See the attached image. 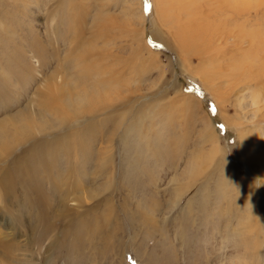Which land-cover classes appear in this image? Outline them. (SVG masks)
<instances>
[{"label": "rangeland", "instance_id": "rangeland-1", "mask_svg": "<svg viewBox=\"0 0 264 264\" xmlns=\"http://www.w3.org/2000/svg\"><path fill=\"white\" fill-rule=\"evenodd\" d=\"M17 1L0 0V125L19 112L23 120L15 123L28 127L32 137L20 142L16 133L0 129L7 137L1 142L6 150L0 154V179L12 182L11 191L0 186V264H264V105L252 117L248 99L241 106L236 102L247 85L264 97V64L259 63L264 53L241 52L236 68H214L206 60L197 45L206 35L200 33L196 43L185 33L189 24L205 20L211 31L222 23L225 15L209 9L215 8L212 0L210 5L208 0H31L22 2L21 9ZM237 2L250 12L230 17L227 31L243 24L247 34L264 41V0ZM139 6L143 23L134 17L129 34L122 10L134 16L131 12ZM26 44L32 49L39 45V52H26ZM105 44L110 46L103 48ZM94 55L97 62L91 64ZM243 69L252 73L242 76ZM92 71L113 84L100 101L95 99L94 114L82 105L83 115L75 116L74 104L69 111L56 100L70 94L59 84L67 83L69 74L89 81ZM132 102L139 118L118 116L117 108H130ZM110 109L115 114L107 122ZM50 117L65 119L62 127L38 133ZM119 117L124 128L117 132ZM203 119L213 133L202 130ZM127 125L134 127L128 130ZM112 130L115 135L108 141ZM242 130L256 149L250 154L253 169L245 163ZM47 134L66 138L27 153L33 138ZM208 136L213 139L205 142ZM212 143L217 155L197 173ZM85 146L95 149H86L89 159ZM14 157L25 163L11 170ZM98 161L110 175L120 176L114 181L109 175L90 177L84 183L90 200L80 197L81 202L61 211V202L55 201L54 212L47 206L38 216L35 195L42 198L55 186L69 188L81 170ZM51 193L57 197L61 188L44 197V203H53ZM7 196L15 200L9 212L4 208Z\"/></svg>", "mask_w": 264, "mask_h": 264}, {"label": "bare ground", "instance_id": "bare-ground-1", "mask_svg": "<svg viewBox=\"0 0 264 264\" xmlns=\"http://www.w3.org/2000/svg\"><path fill=\"white\" fill-rule=\"evenodd\" d=\"M25 1H31V0H18L17 1V7H21V6H23V3L22 2H25ZM206 1V0H205ZM210 0H208V2H209ZM213 1V4L211 5V6H213V5H215V8H216V10H214L215 8L213 7V9L212 8H209L210 10H212V11H215L217 14H221V16L222 15H225V19H223L222 20V23H219V24H217L215 27H213V29L211 30V31H208V23L204 20V23H195V24H189L188 26H187V31H186V33H185V35H186V37L188 38V40H192V41H195L196 43H197V41H198V37H199V35H201L200 33H202L203 32V34H205L206 35V38L204 39V41H202V44H201V46L197 43V45H198V49L199 50H201V51H203L202 53H204V55L206 56V60H209V62H211L212 63V66L214 67V68H216V67H227V66H229L230 68H236V56L237 55H239V54H241V52L242 53H248L249 51H254V52H258V51H260V52H263L264 53V41H256L255 39H254V37L253 36H251V35H249V34H247L246 33V31L244 30V26H242L243 24H241V26H239L238 28H236L235 30H231V32L230 31H227V30H229V29H227L226 27H227V25H228V22H231V21H233V19L232 20H230L229 18L230 17H234V19H236V17L237 16H248V14H249V12H250V10H245L243 7V9H240L241 7L240 6H237V5H240V4H238V2L237 3H235L236 2V0H212ZM240 1V0H239ZM244 1V0H243ZM157 2H159L160 4H163L162 3V0H157ZM205 3V2H204ZM240 3V2H239ZM246 3V2H245ZM252 3V2H251ZM189 4V6L192 8V6L194 7V5H192L193 3H191V2H189L188 3ZM209 5H210V2H209ZM5 7V6H4ZM8 7V6H7ZM6 7V8H7ZM12 8V7H11ZM25 8V7H24ZM9 9V8H8ZM21 9V8H20ZM161 9V8H160ZM164 8H162V10H163ZM27 10H28V8H27ZM166 10V9H165ZM191 10V9H190ZM164 12V11H163ZM7 13H8V11H7ZM141 13H142V9H141V7L139 6V9H136V10H134V11H132L131 12V14L132 15H134V16H130L129 14H128V11L127 10H122V17H123V24H124V26H125V28H126V30L128 31V33L129 34H132L133 33V29H135L134 28V23H135V18L138 16V18H140V20H141V22L143 23V17H142V15H141ZM195 13V12H194ZM98 14V13H97ZM188 14H190V11L188 12ZM193 15V14H192ZM191 15V16H192ZM211 16V15H210ZM14 17H16V16H14ZM13 17V18H14ZM22 17V16H21ZM99 17H101L102 19H103V17L102 16H99ZM98 17V18H99ZM135 17V18H134ZM195 17V16H194ZM232 17V18H233ZM91 18V17H90ZM98 18H97V20H98ZM191 17H189V19H190ZM12 19V18H11ZM28 19V18H27ZM94 19V18H93ZM92 19V20H93ZM100 19V18H99ZM207 19V18H206ZM12 20H15V19H12ZM19 20V19H18ZM101 20V19H100ZM139 20V21H140ZM199 20V19H198ZM198 20H193V23L195 22V21H197L198 22ZM23 21V20H22ZM21 21V24L23 23ZM90 21H91V19H90ZM137 21V20H136ZM240 21V20H239ZM26 22V17H25V20H24V23ZM94 22V21H93ZM98 22V21H97ZM96 22V23H97ZM138 22V21H137ZM226 22V23H225ZM91 23H92V21H91ZM101 23V22H100ZM102 23H103V21H102ZM102 23H101V25H102ZM210 23H211V21H210ZM20 24V25H21ZM104 25H105V23H103ZM136 24V23H135ZM215 24V23H214ZM93 25V24H92ZM113 25V24H112ZM137 25H138V23H137ZM192 27H191V26ZM108 26V25H107ZM106 26V27H107ZM115 27V26H114ZM135 27H136V25H135ZM3 30V29H2ZM92 30V29H91ZM94 30V29H93ZM92 30V31H93ZM114 30V29H113ZM141 30H142V28H141ZM101 31V30H100ZM104 31V30H103ZM111 31H112V29H111ZM1 32H3V31H1ZM76 32V31H75ZM114 32V31H113ZM8 33V32H7ZM35 33V32H34ZM73 33V32H72ZM88 33V32H87ZM262 33V32H261ZM38 34V33H37ZM93 34V33H92ZM117 34V33H116ZM264 34V33H263ZM9 35V34H8ZM104 35V34H103ZM86 36V35H85ZM88 36V35H87ZM89 36H90V34H89ZM88 36V37H89ZM92 36V35H91ZM140 36V35H139ZM48 37V36H47ZM99 37H102V35L100 34L99 35ZM129 37V36H128ZM133 37V36H132ZM46 38V37H45ZM50 38V37H49ZM92 38V37H91ZM108 39V38H107ZM118 39V38H117ZM95 40V39H94ZM99 40H101V39H99ZM37 41V40H36ZM87 41V40H86ZM91 41V40H90ZM93 41V40H92ZM98 41V40H97ZM132 41V42H131ZM129 42H131V43H129ZM129 46L130 47H128V48H133L132 47V45H133V40L132 39H129ZM31 43V42H30ZM88 43H89V41H88ZM91 43V42H90ZM93 43V42H92ZM94 44V43H93ZM37 46H39V45H37ZM37 46L36 47H34L33 49L32 48H29L28 46H27V44H26V48L27 49H25L26 50V52H28V53H34V54H37V52H39V48H37ZM107 46H110V44H105V47L103 46V48H107ZM85 48H86V46H85ZM43 49V48H42ZM81 49V48H80ZM87 49V48H86ZM92 49H97V47H96V45L92 48ZM100 50V49H99ZM113 50V49H112ZM42 51V50H41ZM84 51V50H83ZM74 52V51H73ZM108 54V53H107ZM110 54V53H109ZM119 54V53H118ZM118 54H116V55H118ZM109 57V56H108ZM97 56L96 55H94V56H92V59H91V64H92V61L94 60L95 62H97ZM150 58V57H149ZM151 58H152V56H151ZM108 58H105V62H106V60H107ZM155 59V58H154ZM109 61V60H108ZM81 62V61H80ZM153 62V61H152ZM99 63V62H98ZM107 63V62H106ZM259 63L260 64H264V55L262 56V58L259 60ZM36 70H38L39 71V69L41 68V65L39 64V61H38V59H37V62H36ZM51 64V63H50ZM159 64V63H158ZM157 64V65H158ZM208 64V63H207ZM75 65H76V63H75ZM96 65H98V64H96ZM154 66V65H153ZM72 67V66H71ZM78 67V66H77ZM87 67V66H86ZM256 67V65L255 66H251V71L253 70V68H255ZM74 68V67H73ZM71 69V68H70ZM88 69V68H87ZM90 69V68H89ZM66 71H67V69H66ZM65 71V72H66ZM250 70H249V72L246 74V72H247V69L245 70V69H243V75L242 76H244V75H246V76H248L249 74H251L252 72H251ZM55 72V71H54ZM67 72H69V71H67ZM81 72V71H80ZM93 72V71H92ZM97 72V71H96ZM96 72H93L92 74L91 73H88L89 74V78L90 79H88L89 81H87L86 80V78H85V76H83V75H81V76H70V74H69V76H68V79H67V83H61V84H59L60 86H59V89H61V88H64V90L65 91H68L70 94L69 95H67V94H65V98H64V96L60 99H58V97H56V100H59V102H61L60 100H62V102L60 103V104H64L65 105V107L67 108V109H69V111L72 109V104H74L75 105V108H74V111H73V113H75V114H73V115H77V116H79V115H81L82 114V112L80 111V108L82 107V105H85V111H86V113H92V111H94V110H96L97 109V105L99 104V103H97L96 101H95V99H98V101H100L101 100V95H103L104 94V92L107 90V89H110L111 88V86H112V84L113 83H106L107 81H104V80H101V78H99L100 76H99V72L98 73H96ZM23 73V72H22ZM59 74V73H58ZM64 74H66V73H64ZM228 74V73H227ZM229 74H231V73H229ZM103 75H105V74H103ZM222 75V74H221ZM223 75H225V74H223ZM228 76V75H227ZM227 76H226V78H227ZM24 77V76H23ZM103 77V76H102ZM65 78H66V76H65ZM98 78H99V80H98ZM228 78H230L229 76H228ZM58 79H59V77H58ZM57 79V80H58ZM112 79V78H111ZM56 80V81H57ZM60 80V79H59ZM115 80V78H113L111 81H114ZM236 81V80H235ZM57 83V82H56ZM83 83H85V84H83ZM52 84V83H51ZM246 84V83H245ZM244 84V85H245ZM243 85V86H244ZM109 86H110V88H109ZM55 87V86H54ZM54 87L52 86L51 88H53L54 89ZM115 87V86H114ZM16 88V87H15ZM57 88V87H56ZM116 88V87H115ZM52 89V90H53ZM59 89H57V90H59ZM68 89V90H67ZM6 90V89H5ZM57 90H55V91H57ZM72 92H71V91ZM114 90V89H113ZM113 90H111L112 92H113ZM117 90V89H116ZM61 91V90H60ZM257 92V90H254V89H251L248 85H247V87H243L242 89H240V91L237 93L238 95H237V99H236V102H237V105L238 106H241L242 105V102L244 103V101L245 100H249V104H250V111H251V115H252V117H255L260 111H261V109H262V107H263V105L264 104H262V103H264V97L263 98H261V95H260V93L258 94V93H256ZM46 93V92H45ZM62 93V92H61ZM103 93V94H102ZM115 93L116 92H114V95H115ZM58 94V93H57ZM112 94V93H111ZM51 95V94H50ZM122 95V94H121ZM56 96V95H55ZM50 97V96H49ZM111 97V96H110ZM53 98H55V97H53ZM88 98V99H87ZM133 98V97H132ZM100 99V100H99ZM104 101V100H103ZM129 101V100H128ZM133 101V100H132ZM93 102H96V103H93ZM123 102V101H122ZM134 102V101H133ZM131 103V106H129L130 108H126V109H124V107L123 106H120V107H118L117 108V111H116V113L118 114V116H119V114H127L128 116H130V115H138V113L136 114L135 113V109L133 108V106L134 105H132V104H134V103ZM127 103V102H126ZM106 104V103H105ZM44 105V104H43ZM130 105V104H129ZM135 105H137V104H135ZM245 105V104H244ZM243 105V106H244ZM58 107V106H57ZM62 107V106H61ZM245 107H246V105H245ZM115 109V108H114ZM143 109V108H142ZM240 109V108H239ZM25 111V110H24ZM97 112V111H96ZM139 112V111H138ZM38 113V112H37ZM48 113V112H47ZM62 113V112H61ZM71 113H72V111H71ZM135 113V114H134ZM92 114H94V113H92ZM108 115H107V117H106V120H107V122H112L111 120H112V115L113 114H115L114 113V110L113 109H110V111H108V113H107ZM121 114V115H122ZM147 114V113H146ZM24 115V114H23ZM23 115L21 116V114L19 115V112L15 115L14 114V116H11V117H9V118H7V119H5V120H3L1 123H2V125H0V129H3V131L4 130H7V131H9V133H8V135H10V136H12V134H14V133H16L18 136H19V139H20V142H22V141H24V140H26L27 138H31L32 136L30 135L31 133L28 131V127H21V126H19L18 124H16L15 122H19L20 121V118L23 120ZM26 115V114H25ZM83 115V114H82ZM99 115V114H98ZM39 116V115H38ZM261 116V115H260ZM47 116H45V118H46ZM67 117V116H66ZM73 117V116H72ZM138 117V116H137ZM136 117V118H137ZM263 117V116H262ZM261 117V118H262ZM25 118V117H24ZM121 117H119V119H120ZM130 118V117H129ZM135 118V119H136ZM139 118V117H138ZM205 118V117H204ZM25 119H27V118H25ZM41 119V118H40ZM48 119V118H47ZM46 119V120H47ZM76 119H79L78 117H76ZM131 119H133V117H131ZM130 119V120H131ZM34 120H35V118H34ZM39 120V119H38ZM49 120V119H48ZM50 120H51V122H50ZM50 120H49V122H45V123H43V124H41V128L39 127H37V129H38V133H43L44 131H46L44 128H46L47 130H48V132H53L54 130L56 131V129H59L60 128V126L62 127V125L61 124H63V122H64V120L65 119H59V118H57V119H54V120H52L51 119V117H50ZM90 120V119H89ZM134 120V119H133ZM137 120V119H136ZM139 120V119H138ZM91 122H92V120H90ZM132 121V120H131ZM131 121H128L126 124H128L129 122L131 123ZM42 122H44V121H42ZM91 122L89 123L90 125H91ZM104 122V121H103ZM116 122H117V120H116ZM106 123V122H105ZM122 122H121V119L119 120V123H115L116 124V131L117 130H120L121 129V127H122V124H121ZM129 123V124H130ZM88 124V123H87ZM86 124V130H88V129H90V128H88V125ZM114 124V125H115ZM125 124V125H126ZM22 125V124H21ZM44 127H43V126ZM67 125H68V123H67ZM207 125H208V122H207V120L206 119H203V121H202V130L204 131V130H209L210 132H212L213 133V131H212V128L211 127H207ZM66 126V125H65ZM102 126H105V125H103L102 124ZM64 127V126H63ZM100 127V126H99ZM109 127H111V126H109ZM133 127H134V125H127V129L129 130V129H133ZM70 128V127H69ZM123 128L124 127H122V130H123ZM20 129V130H19ZM113 129V128H112ZM126 129V128H125ZM26 130L28 131V135L26 136ZM21 132H23L24 134H22ZM118 132V131H117ZM246 133L247 132H245V131H241L238 135L240 136V139H241V148H242V150L244 151V153H246L245 154V158L247 159V161L245 162L246 164H249V162H250V164H251V167H252V169H253V166L255 165V163H251V162H253L254 160L252 159V157L250 158V154L251 153H253L256 149L254 148V147H252L250 144H249V142H247V137H246ZM115 135V133H114V131L112 130V133L111 134H108V136H107V139H108V141L110 140H112V137ZM208 135V134H207ZM31 136V137H30ZM42 136V135H41ZM48 136V138H51V140H53V141H51V142H47L46 141V137ZM6 138L7 137H5L2 133H0V154L4 151L5 152V150H6V146L5 147H3L2 146V144H1V142H2V140H6ZM66 138V136L65 137H59V135H53V134H47L46 136H44L43 138H41V137H39V138H33L32 140H31V147H28V149L26 150L27 151V153L31 150V151H33L37 146L38 147H44V148H46L45 147V145H48V146H51V145H53V143L55 144L56 143V141H59V139H65ZM92 138V137H91ZM94 138V137H93ZM213 138L212 137H210V136H208V140H204L205 142H207V141H210V140H212ZM91 140H93V139H91ZM50 141V140H49ZM62 141V140H61ZM91 142H93V141H91ZM25 143V142H24ZM88 144V143H87ZM209 146V145H208ZM86 147V146H85ZM88 148H90V147H86L85 148V151H84V155L85 154H87V152H86V149L87 150H89ZM38 149V148H37ZM47 149H49V147H47ZM101 149V148H100ZM36 150V149H35ZM90 150L92 151V150H95L94 148L92 149V148H90ZM97 150V149H96ZM219 150V149H218ZM16 151V150H15ZM38 151H39V149H38ZM14 152V151H13ZM45 152H47L48 153V150H45ZM208 154L207 153H205V154H202V161H201V163L199 164H197L198 166V168H197V173L199 172V170L201 169V170H203L204 169V164H203V162L205 163V164H207V165H211L212 163H213V158H214V155L216 154V152H217V148H216V144L215 143H212L211 144V149H210V151L208 150ZM89 153V152H88ZM77 155V154H76ZM80 155V154H79ZM217 155V154H216ZM87 156V159H89L90 157H89V155H85V157ZM1 155H0V160H1ZM84 157V158H85ZM20 158L21 157H18V158H16V157H14V159L12 160V161H14V163H12V167H11V162L9 163V165H10V169L11 170H16L18 167H20L19 165L20 164H24L25 162H23L22 160H20ZM81 158V157H80ZM96 159V158H95ZM105 160H106V158H105ZM107 161L108 162H111L112 160L111 159H109L108 158V156H107ZM215 161V160H214ZM82 162V161H81ZM93 162V161H92ZM91 162V163H92ZM95 162H97V160L95 161ZM1 163V162H0ZM87 163H88V161H87ZM191 163H193V162H191ZM3 164V163H2ZM14 164V165H13ZM89 164V163H88ZM88 164H87V166H88ZM201 164H202V167H200L201 166ZM109 165V164H108ZM253 165V166H252ZM106 166L107 165H104V164H102L101 162H99L98 161V163L96 164V165H92V164H90L88 167H83L84 169L83 170H81V172L75 177V181L73 182V183H68L69 184V188H64L63 187V185H60V186H55V187H53L51 190H50V192H57V190L58 189H60L61 188V194H59L58 193V195L59 196H57V197H55V195L54 194H52L51 193V197L53 198V203L52 202H47V203H44L43 201H44V197H46L47 198V196H48V194L50 193H48V194H46V193H44L43 194V192L41 191V195L43 194V196H42V198H40L39 196H37L36 197V195H35V201L33 202V204H34V206L36 207V212H38L39 214H38V216L41 214L40 212H42V213H45L46 212V210L45 209H47L46 207L48 206V208L49 207H51L50 209H52V212H54V208L55 207H53L54 206V204H55V201H57V202H61V203H59L58 205H57V210H59V211H61L62 209L64 210V209H67L68 207H71V205H72V203H74L75 205L78 203V202H81L80 201V197H85V196H87V199H89L90 200V195L88 196L87 194H85V191H84V183L90 178V177H93V176H96V177H101V176H103L104 178H108V175H109V178H111L113 181H114V179L116 178V177H118V176H120V173H119V175L117 176V174H116V172L114 173V172H111V175H110V172H108V170H107V168H106ZM15 167V168H14ZM119 167H121V166H119ZM250 167V168H251ZM89 168V169H88ZM109 168V167H108ZM111 168V167H110ZM194 168H196V167H194ZM81 169H82V167H81ZM112 169V168H111ZM122 168H120V170H121ZM1 170H4V168H1ZM0 170V173H2V171ZM64 171V170H63ZM110 171V170H109ZM5 172V171H4ZM77 172V171H76ZM9 173V172H8ZM11 173L13 174V172L11 171ZM10 173V174H11ZM200 173H201V171H200ZM29 174V173H28ZM49 175V174H48ZM51 175V174H50ZM49 175V176H50ZM262 175V174H261ZM181 176V175H180ZM80 179H79V178ZM128 177V176H127ZM262 177V176H261ZM5 177L3 176V179H0V186H2V187H4L5 189H7V191H11L12 189L11 188H9V186H11L12 187V185H11V180L7 177V179H4ZM58 178V177H57ZM38 180V177L37 178H34L33 180ZM62 179V178H61ZM118 179V178H117ZM25 180V179H24ZM60 180V179H59ZM123 180V179H122ZM54 181V180H53ZM64 181H67V178H66V180H64ZM62 182V181H61ZM65 183V182H64ZM92 183V182H91ZM88 184H90V183H88ZM26 185V182L24 183V182H22V187H24ZM4 189V190H5ZM88 189V188H87ZM93 190V187H92V185L90 184L89 185V192L91 193V191ZM264 190V189H263ZM84 191V192H83ZM59 192V191H58ZM117 192H119V190L117 189ZM264 192V191H263ZM87 193V192H86ZM29 194H31V193H29ZM38 194V193H37ZM89 194V193H88ZM27 195V194H26ZM8 197H10V196H7V197H5V199H6V204L8 205L7 207L5 206L4 208L6 209V212H9V210H8V207H12V206H14V204H9L11 201H13L14 200V197H10V199H8ZM27 197V196H26ZM126 198V197H125ZM23 199H24V197H23ZM29 199H30V197H29ZM33 200V199H32ZM61 200V201H60ZM14 202H15V200H14ZM30 202V201H29ZM28 202V203H29ZM32 202V201H31ZM18 204H19V201H18V198L16 199V206H18ZM248 204H249V202H248ZM252 207V206H251ZM12 209V208H11ZM70 209V208H69ZM137 209V208H136ZM249 210V209H248ZM258 210H259V208H258ZM261 210V209H260ZM251 213V212H250ZM253 213V212H252ZM254 214V213H253ZM43 215V214H42ZM31 223V222H30ZM149 224H154L153 222L152 223H150V221L148 222ZM47 225V224H46ZM45 225V226H46ZM35 226L36 225H32V226H30L31 228H35ZM29 227V228H30ZM1 237L2 238H4V236L3 235H1ZM5 239H6V237H5ZM0 241H3L2 239H0ZM7 241V240H6ZM1 244V243H0ZM6 244H11V243H8V241L6 242Z\"/></svg>", "mask_w": 264, "mask_h": 264}]
</instances>
